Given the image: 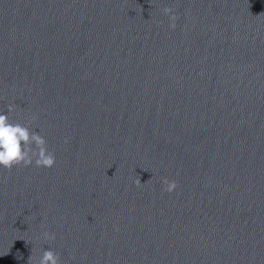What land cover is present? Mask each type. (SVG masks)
Returning <instances> with one entry per match:
<instances>
[{"label":"water","instance_id":"obj_1","mask_svg":"<svg viewBox=\"0 0 264 264\" xmlns=\"http://www.w3.org/2000/svg\"><path fill=\"white\" fill-rule=\"evenodd\" d=\"M8 105L56 163L0 167V264H264V0H0Z\"/></svg>","mask_w":264,"mask_h":264},{"label":"clouds","instance_id":"obj_2","mask_svg":"<svg viewBox=\"0 0 264 264\" xmlns=\"http://www.w3.org/2000/svg\"><path fill=\"white\" fill-rule=\"evenodd\" d=\"M163 12L170 18L169 27L175 29L178 16L170 7H165ZM14 111L15 106L8 105V114L0 113V167L8 171L15 167L32 165L37 168H52L56 163L55 153L48 149L46 138L31 127L36 117L33 116L28 123L13 121L10 114ZM162 182L165 185L164 190L168 193L178 187L175 181L167 178ZM135 184L139 187L141 180L137 178ZM42 237L47 242L55 240V234L49 231H44ZM28 264H61V259L54 250L45 249L39 258L30 256Z\"/></svg>","mask_w":264,"mask_h":264}]
</instances>
